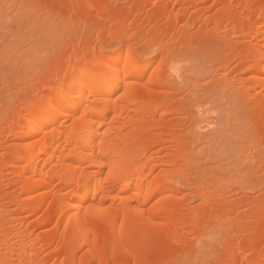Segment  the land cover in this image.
<instances>
[{"label":"bare ground","instance_id":"obj_1","mask_svg":"<svg viewBox=\"0 0 264 264\" xmlns=\"http://www.w3.org/2000/svg\"><path fill=\"white\" fill-rule=\"evenodd\" d=\"M0 51V264H264V0H0Z\"/></svg>","mask_w":264,"mask_h":264},{"label":"rangeland","instance_id":"obj_2","mask_svg":"<svg viewBox=\"0 0 264 264\" xmlns=\"http://www.w3.org/2000/svg\"><path fill=\"white\" fill-rule=\"evenodd\" d=\"M211 4H212V2L211 1H208L207 3H206V6H208V7H210L211 6ZM115 45H108V46H104V49H110V48H113ZM2 51H0V53H1ZM13 52V51H12ZM2 54V53H1ZM141 57L142 58H144L145 59V61H151L152 60V57H149V55H147V52L145 53L144 51H141ZM147 55V56H146ZM1 56H3V55H0V57ZM4 58H5V60H4ZM4 58H0V75L1 76H3V74H5L6 72L8 73L9 71V67L10 66H12V65H10V66H8L9 64H11V61L10 62H8V59H11V58H8L7 59V57H4ZM156 59L155 60H153V64H152V66H151V70L150 71H153L155 68H158V70L160 69L161 71L162 70H165V68H166V66H165V63L164 62H160V60H161V56H157V57H155ZM14 62V61H13ZM18 62V61H17ZM19 62L21 63V61L19 60ZM12 68V67H11ZM31 71V70H30ZM244 73H242V76H245V74L243 75ZM1 76H0V78H1ZM252 136H254V134H252ZM256 141V142H255ZM256 143H258V144H256ZM252 146L256 149V147H261V146H263L262 144H261V142L258 140V139H255L254 141H253V143H252ZM227 147L229 148V150L230 151H232L233 152V150H232V147H231V143H229V144H227ZM261 149V148H260ZM260 149H259V151H260ZM217 152H216V150L213 152V154H216ZM258 153V152H257ZM257 155V154H256ZM262 156V152L260 153V156H257V158H259V157H261ZM214 156H212L211 157V159H210V163H212V164H216V160L213 158ZM260 159V158H259ZM229 160V159H228ZM234 188V187H233ZM233 188H231V189H233ZM252 192V191H251ZM255 192V191H254ZM253 192V193H254ZM257 192V191H256ZM256 192L254 193V194H256ZM245 193V194H244ZM243 194L244 195H246V194H248L249 193V195H247V196H253L252 195V193L250 194V192H244ZM197 201V200H196ZM196 201H194L193 203H196ZM31 216H33V215H30L29 216V219L31 218V220H32V218L33 217H31ZM37 230L36 231H38L37 233H39L40 231H41V228L40 227H38V228H36ZM40 230V231H39Z\"/></svg>","mask_w":264,"mask_h":264}]
</instances>
